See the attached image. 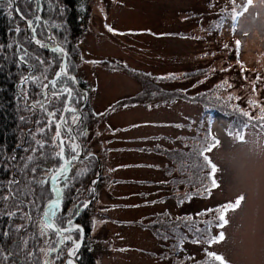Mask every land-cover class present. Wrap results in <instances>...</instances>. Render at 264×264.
<instances>
[{
  "label": "rangeland",
  "instance_id": "374dc122",
  "mask_svg": "<svg viewBox=\"0 0 264 264\" xmlns=\"http://www.w3.org/2000/svg\"><path fill=\"white\" fill-rule=\"evenodd\" d=\"M55 1L42 0L38 14L36 10L32 12L30 0H24L23 16L30 22L23 30L41 57L47 56L56 64L59 51L48 46L52 45L50 40H56L47 33L51 30L56 36L62 28L52 23L42 30L40 24L42 12H53L55 16ZM71 8L74 22L79 25L71 28L68 40L65 35L57 38L64 46L69 44L65 69H74L76 83L81 79L83 89H89L87 103L98 116L113 105L108 116H99L98 122L93 119L91 127L100 130L107 119L109 128L100 130L99 150L107 147L111 156L103 151L102 158L121 166L110 174L108 182H99L95 196L88 182L84 186L87 194L91 193L84 196V201L90 203L82 213L88 230L85 243L93 257L89 264H171L178 245L181 249L176 257L182 259L181 264L192 258L198 260L203 249L227 264H264V0H78ZM239 10L242 13L236 18ZM31 15H35L34 22ZM25 48L30 50L32 46L26 43ZM47 62L48 58L41 61L45 66ZM38 78L33 75L34 81L41 84ZM52 81L54 77L43 80L41 95L44 94L45 107L53 95L47 94ZM27 85L33 83H26L25 90ZM148 89L156 94L145 97ZM161 93L163 103L159 101ZM147 102L149 106L145 105ZM135 123H141L139 127L146 130L141 131V137L148 139L151 147H157V142L164 145L158 153L149 154L157 160L115 155L116 151L122 152L119 149L128 151L136 145L130 140L139 133L133 130L121 135L120 131H109L131 127L126 131L129 132L130 124ZM208 123L211 127L207 130ZM14 131L16 127L12 128ZM206 162L209 169L211 164L217 166L214 188L213 180L211 183L206 174ZM142 164L147 167L145 175L151 184L147 198L136 187L143 176L135 167ZM78 171L75 174L81 176L83 171ZM210 190L212 194L207 197ZM188 197H195V207L208 210L198 212L195 218H190V211L181 210V216L165 221L168 210L176 211L181 203L191 202ZM50 198L43 199L38 207L39 228ZM235 198L240 199L239 203L234 209L228 208L224 215L226 224L220 226L217 215L218 211L222 214L221 208L208 205ZM145 199L155 204L149 207L148 234L144 232L149 254L131 249L123 251V255L112 252L123 246L141 249L135 223L140 219L138 207ZM13 204L11 201L0 205V214L9 211ZM61 204L62 201L57 212ZM63 207V214L71 216L74 206L66 203ZM121 217L130 219L136 231L127 229V224L116 227L113 224L118 222L111 223ZM207 217L212 219V226L207 225L209 243L185 240L190 231L205 238L202 221ZM180 233L184 236L178 240ZM38 236L39 243L42 237L39 233ZM56 243L57 239L52 238V242L39 248L37 264H71L65 258L68 244L61 250L62 258L57 253L52 257ZM206 256L207 263L210 257Z\"/></svg>",
  "mask_w": 264,
  "mask_h": 264
},
{
  "label": "trees",
  "instance_id": "16d2710c",
  "mask_svg": "<svg viewBox=\"0 0 264 264\" xmlns=\"http://www.w3.org/2000/svg\"><path fill=\"white\" fill-rule=\"evenodd\" d=\"M75 1L78 0H56L54 10L56 17L53 12L41 13L40 24L42 30L49 28L47 24H60L59 27L62 28L61 34L54 36V33L48 30L49 32L51 31L49 36L55 37L56 41L58 37L62 39L63 35L68 40L70 38L69 35H72L71 28H76L79 25V22H74V9H69ZM6 4L7 0H0V205L9 204L11 201L14 204L9 211L0 214V223L2 224V226L0 224V264H13L15 262L37 264L39 248L45 247L48 242H52V238L57 239L56 233L52 230H46V234L41 235L42 226L40 228L37 226L40 202L46 197L50 198L53 195L51 187L47 188L48 183L41 182L45 180L49 182V177L60 165L59 158L56 156L59 150L54 145V140L51 136V117L49 115L54 114L51 116L56 117L62 109L65 100L61 86L63 81H65L64 86L71 85V83L63 76L58 78L55 80L56 83L54 85L49 84V90L54 88L52 93H57V95H52L51 98H48L47 107L44 105L40 106L41 103L39 102L35 103L36 99L41 95L42 88H37L34 82L29 79V73H34L33 71H36V73L40 71L46 74L50 73L52 70L51 62L54 63V61L47 56L41 57L39 49L29 40L25 29L23 30L25 25L20 22L12 8L6 7ZM30 18L34 22L35 15H31ZM38 36H44V33L43 35L38 33ZM57 42L66 51V47L69 44L64 46L59 41ZM26 43L32 46L30 50L25 48ZM44 58H48L46 66L41 63ZM67 72L71 75L75 74L74 69H68ZM30 81L33 86L29 87L27 85L25 90V84L30 83ZM56 87L58 88L55 89ZM49 111L51 113L47 114ZM13 127H16L14 132H12ZM206 144L199 148L198 151L204 149ZM74 166H76V169H73ZM74 166L70 171L69 180L71 181L61 183L62 204L54 218L55 223L60 228L66 218V212L63 214L64 211H61V209H64L63 205L66 203L75 204L74 210L70 212L71 216H74L79 211V207L85 202L84 196L87 192V187L84 188V186L92 178L91 174L89 177H82L76 175L75 171L79 170L88 173L95 167L94 164L89 165L85 162H77ZM127 182L138 183L139 181L128 180ZM189 182H192V180H189ZM190 184L192 185V183ZM85 190L86 192H84ZM196 193L194 192L193 194L195 195ZM191 194L192 191L189 195ZM211 194L212 192L208 197ZM87 195L89 197L91 193ZM199 196L203 197L202 194ZM188 199H191V202H183L176 212H168V216H165L164 220L171 222L169 216H178L181 210L190 211V217L195 218L198 212L207 209L195 207V197H188ZM204 199L208 198L204 197ZM217 204L216 202L208 205V208H212V206ZM82 213L76 218L82 221L84 225ZM67 216L70 217L68 214ZM217 220H221L220 211H218ZM207 221L212 222V219L207 217L202 221L205 224L206 231L203 233L204 236L209 234ZM38 233L42 237L39 243ZM87 236L88 230H86L85 238ZM183 236L184 233H180L177 239L179 240ZM203 239L204 237L190 231L185 240L193 242L203 241ZM85 242H87L86 239ZM85 242V246L88 247ZM56 246L57 243L54 248ZM180 249L178 245L177 251ZM202 252V257L198 258V260H195V258L191 259L186 264H218L217 262H212V259H209L206 263V255L208 253L204 249ZM56 253L60 256L61 251ZM56 253L52 257L57 255ZM176 253L171 264H181L182 259L177 258ZM89 254L90 258L93 259L92 254ZM75 260L76 262L78 261L76 258Z\"/></svg>",
  "mask_w": 264,
  "mask_h": 264
},
{
  "label": "flooded vegetation",
  "instance_id": "af4514ba",
  "mask_svg": "<svg viewBox=\"0 0 264 264\" xmlns=\"http://www.w3.org/2000/svg\"><path fill=\"white\" fill-rule=\"evenodd\" d=\"M40 4H41V0H40ZM50 34L51 32H48V37L53 38L49 36ZM50 41L52 42L51 44H54L52 40ZM77 82H78V86L80 87L79 89L83 90L81 89L84 87L82 80L77 79ZM70 83L71 85H74L71 81ZM65 88H72V87L68 85ZM72 90L73 91H72L71 97H69L67 93L65 94L63 92V94L66 95V99H65L66 105H65V112L63 114L62 121L68 127L65 129L64 128L61 129V132L63 133L62 138H61L63 139L62 147H61V150L63 151V156L59 157L60 165L63 164L65 160L70 161V165L68 166V170L63 175H59V173H57V175H59V180L56 183V185L61 188L62 182L68 183V181H71L69 180L70 171H71V168L77 162H80V163L85 162L86 164H89V165L94 164L95 165L94 169L92 168L91 171H89L88 173L83 172L81 176L86 177L88 174H91L92 178L88 182V187H91L93 196H95V190H96L95 188L99 184V180L101 177L100 175L101 174L100 173L101 162L98 156L99 128L95 129V127L93 128L91 126L93 125V122H92L93 119L98 122L99 117H96L94 115L92 116L90 115L91 113L89 112L86 113L85 105H81L78 110L77 108L81 102L83 95H82V92L77 91L75 88H72ZM70 109H75L76 111L73 112ZM74 116L77 118L75 123L73 122V118H71ZM90 117H93V118H90ZM106 123H107V120H105L102 125H105ZM69 128L72 131L73 137H72L71 132L69 131ZM55 130H57L56 124H55ZM74 146H78L75 152H73L72 150ZM59 152H60V145H59ZM73 156H76V159H73ZM129 157L139 158L141 160H148L149 153L146 148H141L139 151H136L135 154L129 155ZM87 161H90V162L87 163ZM104 161L110 162L107 159H104ZM135 169L142 173L143 179L141 180L139 186L141 188V194L145 198H147L148 180L145 175L147 171V167L142 164L141 166L135 167ZM50 186H51V182H50ZM51 189H52V186H51ZM61 192H62V188H61ZM84 192H86V190ZM61 201H62V198H61ZM84 203H85L84 206L82 207V209H80L76 213L75 217H71V216L68 217L66 213L65 215L66 218L63 220V225L61 228L55 223L56 226L61 229V232H59V234L55 232L57 235V246L53 248L52 254L61 251L62 248H64V246L68 244V246L66 247L65 258L71 264H78L75 258L82 264H89L90 254L87 250V247L84 244L87 228L85 227V225H83L82 221L77 220L76 218L78 215L84 212L85 209L88 208L90 201L89 203H86V202ZM72 206H76V205L72 204ZM148 215H149V203L147 199H145L144 203L142 204L141 210H140V219L135 223L139 229V236L142 242V247L140 249V252L142 254L148 253L147 237L144 233L146 232L148 234ZM112 222H118L119 223L118 225H121L124 223L122 221H112ZM63 229H67L68 231H63ZM77 229H80V231H77ZM60 235H62V238L60 237ZM95 235L96 237H99V226L95 230ZM68 236H70L71 239H66V237ZM70 240L72 241V243ZM77 244H79L78 248L76 247ZM68 256H70L73 259L74 263L70 261Z\"/></svg>",
  "mask_w": 264,
  "mask_h": 264
},
{
  "label": "snow or ice",
  "instance_id": "6c2138e0",
  "mask_svg": "<svg viewBox=\"0 0 264 264\" xmlns=\"http://www.w3.org/2000/svg\"><path fill=\"white\" fill-rule=\"evenodd\" d=\"M9 3H11V0H9ZM111 30V29H109ZM37 43H39V41H37ZM58 51L63 52V49H58ZM62 75H67V70L66 69H62L60 72L56 73L57 77H60ZM70 79L75 80V77H70ZM53 84L56 83V81H52ZM63 91L65 93L68 94L69 97H71L72 95V88H64ZM53 95H57V93H53ZM71 111L75 112V109H70ZM50 115H54V114H50ZM76 117H73V122H76ZM59 127L60 125H57V132H56V136L59 137L60 136V131H59ZM76 148H78V146H74L73 147V152L76 151ZM57 157H62L63 156V151L61 150V152H57L56 153ZM73 159H76V156H73ZM70 165V161L65 160L63 164L60 165V167L56 170V172H53L52 175L50 176V180L53 183V188L52 191L55 193V198L49 200L46 209L44 210V222H43V226L41 227V235H44L46 230H53L54 232H59L61 229L58 228L55 224L54 218L56 216L57 210H58V206L60 203V189L58 187H55V184L58 182L59 180V175H63L66 171L68 166ZM57 173H59V175H57ZM214 174V172L212 173ZM41 183H48L47 180L42 181ZM66 186V185H65ZM86 206V205H85ZM70 223V221H69ZM63 231H68L67 229H63ZM77 231H80V229H77ZM66 239H71L70 236L66 237ZM76 247H79V244L76 245Z\"/></svg>",
  "mask_w": 264,
  "mask_h": 264
},
{
  "label": "bare ground",
  "instance_id": "6f19581e",
  "mask_svg": "<svg viewBox=\"0 0 264 264\" xmlns=\"http://www.w3.org/2000/svg\"><path fill=\"white\" fill-rule=\"evenodd\" d=\"M47 39L48 40H50L48 37H47ZM40 41H43V40H40ZM44 42V41H43ZM47 44V43H46ZM48 45V44H47ZM49 46V49H52V50H58V49H63V52H60L59 51V57H60V59L61 60H64L65 61V50H64V48L58 43V42H56V41H54V44H52V45H48ZM65 69V68H64ZM64 76H66L74 85H76L77 83H76V81L75 80H72V79H70V77H74L73 75H69V74H67V75H64ZM58 77H56V79H57ZM55 81V80H54ZM61 152V151H60ZM59 168V167H58ZM57 168V169H58ZM56 172V171H55ZM99 172V171H98ZM50 182H51V186H52V188H53V183H52V181L50 180ZM55 187H58L56 184H55ZM59 189H60V187H58ZM53 197L55 198V193L53 192ZM53 198V199H54ZM61 198H62V192H61V189H60V203H61ZM59 203V204H60ZM48 204V203H47ZM47 204L45 205V207H44V210L46 209V206H47ZM45 218H44V212H43V220H44ZM59 232H61V230L59 231ZM59 232H57L58 234H59ZM60 237L62 238V235H60ZM71 241V240H70ZM71 243H72V241H71ZM68 258L70 259V261L71 262H73L74 263V261H73V259L70 257V256H68Z\"/></svg>",
  "mask_w": 264,
  "mask_h": 264
},
{
  "label": "water",
  "instance_id": "95a60500",
  "mask_svg": "<svg viewBox=\"0 0 264 264\" xmlns=\"http://www.w3.org/2000/svg\"><path fill=\"white\" fill-rule=\"evenodd\" d=\"M44 262H46V260H44Z\"/></svg>",
  "mask_w": 264,
  "mask_h": 264
}]
</instances>
